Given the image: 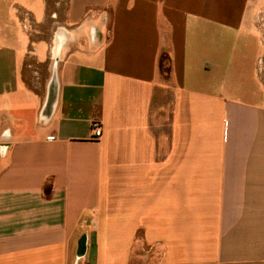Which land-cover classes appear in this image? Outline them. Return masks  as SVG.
<instances>
[{
  "label": "crops",
  "instance_id": "1",
  "mask_svg": "<svg viewBox=\"0 0 264 264\" xmlns=\"http://www.w3.org/2000/svg\"><path fill=\"white\" fill-rule=\"evenodd\" d=\"M263 49L264 0H0V264H264Z\"/></svg>",
  "mask_w": 264,
  "mask_h": 264
},
{
  "label": "built area",
  "instance_id": "2",
  "mask_svg": "<svg viewBox=\"0 0 264 264\" xmlns=\"http://www.w3.org/2000/svg\"><path fill=\"white\" fill-rule=\"evenodd\" d=\"M91 127H92L93 140L95 141L101 140L103 137V127L101 123L93 122Z\"/></svg>",
  "mask_w": 264,
  "mask_h": 264
},
{
  "label": "rangeland",
  "instance_id": "3",
  "mask_svg": "<svg viewBox=\"0 0 264 264\" xmlns=\"http://www.w3.org/2000/svg\"><path fill=\"white\" fill-rule=\"evenodd\" d=\"M263 53H264V49H263Z\"/></svg>",
  "mask_w": 264,
  "mask_h": 264
}]
</instances>
